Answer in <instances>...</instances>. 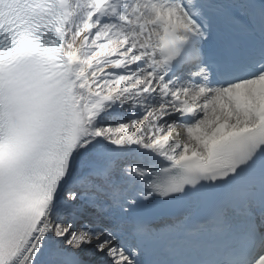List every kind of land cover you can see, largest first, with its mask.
<instances>
[{
    "label": "snow or ice",
    "instance_id": "6c2138e0",
    "mask_svg": "<svg viewBox=\"0 0 264 264\" xmlns=\"http://www.w3.org/2000/svg\"><path fill=\"white\" fill-rule=\"evenodd\" d=\"M0 264H264V0H0Z\"/></svg>",
    "mask_w": 264,
    "mask_h": 264
}]
</instances>
